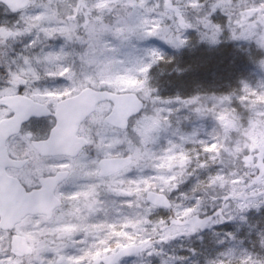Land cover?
I'll return each instance as SVG.
<instances>
[{
	"label": "snow or ice",
	"instance_id": "6c2138e0",
	"mask_svg": "<svg viewBox=\"0 0 264 264\" xmlns=\"http://www.w3.org/2000/svg\"><path fill=\"white\" fill-rule=\"evenodd\" d=\"M149 3L0 0V46L20 41L29 53L9 59L0 52V264H128L133 256L161 255L158 244L264 211V83L253 88L240 80L228 94L164 97L152 72L174 57L132 43L156 40L178 52L195 34L209 51H247L264 71V58L253 56L264 57V0ZM124 45L132 51L120 59ZM182 109L214 121L210 139L181 135V144L169 140L157 154L151 146L173 117L179 123ZM189 142L199 149L186 151ZM217 163L235 170L197 176L190 205L169 198ZM145 169L155 174L131 175ZM210 192L209 213L203 196ZM102 194L119 200V220L108 221ZM257 235L258 250L228 247L206 264H264V229Z\"/></svg>",
	"mask_w": 264,
	"mask_h": 264
},
{
	"label": "rangeland",
	"instance_id": "374dc122",
	"mask_svg": "<svg viewBox=\"0 0 264 264\" xmlns=\"http://www.w3.org/2000/svg\"><path fill=\"white\" fill-rule=\"evenodd\" d=\"M39 2V0H37ZM155 0H150L149 6ZM128 12L133 10L129 8ZM142 11V10H140ZM121 15L124 13L121 12ZM136 17L133 16V19ZM111 20V17H106V22ZM166 23H171V21H166ZM138 49H143L146 47H158L162 51H165L169 56L174 57V62L172 64H160L157 65L152 72V85L159 89V92L164 97H172L175 95H180L182 97L201 94V95H221L228 94L231 91L237 90L239 88V81L244 80L253 88H256L261 83H264V71H261L258 67V63H252V70L249 77L246 78H237L234 83L230 86H225V88L218 89L217 87L211 86H200V82L208 83L209 81H204L208 77L209 69L217 71L219 73L222 71V53L220 49H213L209 51L205 45L199 42L198 37L195 34L192 35V43L189 47L179 50L178 52L167 49L165 45L156 40H151L148 42H137L132 41ZM220 50V51H219ZM230 50V49H229ZM6 51L8 53L9 59H16L18 55H27L28 52L24 50V43L20 41L9 42L7 47L0 46V52ZM132 48L130 45H124L120 49L119 57L120 59L125 58V54L131 52ZM217 52V53H216ZM39 53V49H35L31 52V55H36ZM233 53L244 54L248 58L247 51H236ZM136 55H142L141 52H137ZM253 56L257 61L261 58L259 53L253 52ZM180 57H185L184 59L178 60ZM210 58H213V62H207ZM208 59V60H207ZM179 61L177 63L176 61ZM176 63V64H175ZM194 68V70H193ZM212 70V71H213ZM178 80V81H176ZM177 84L178 87L175 85ZM193 85V86H192ZM193 87V88H192ZM190 91L188 93L187 91ZM236 107L237 105H233ZM238 111L246 116L247 112L245 109L240 106ZM179 116V123H176V118L173 117L172 128L167 132H161L159 134V139L157 142L152 145V150L159 154L164 148L168 147V141L171 140L173 143L181 144L180 136L192 137L194 141H208L210 139V134L213 132V129L216 127L214 121L211 118L207 119H198L196 118L188 109H182ZM187 117V119H185ZM179 129L176 135H173V132ZM195 134V135H193ZM183 148L192 152L193 149H199L198 143H183ZM203 159V156H201ZM192 167H195L193 163ZM223 168L225 174L230 170H235L232 165H229L228 168L220 163H217L213 168L209 170H198L196 175H193L187 179V181L180 185V187L173 191L170 194V199L176 204L190 205L194 201L191 199L192 187L197 182V176L199 179L203 180L207 177L209 172H215ZM191 170V169H189ZM155 173L151 169H145L142 172L133 171L132 176H151ZM220 189H217L219 192ZM216 193L210 192L207 196H203V193H197V196H203L205 200L208 201L207 210L211 212L212 200L210 197L214 196ZM183 197H188L184 199ZM101 199L105 201L108 206V216L107 219L109 222H115L121 218L117 213L116 209L119 205V200L109 194H102ZM112 201H116L115 204ZM137 211H140L139 209ZM263 212H256L255 210L250 211L247 214L246 221H241L238 217L230 222L214 225L211 228H205L203 231L191 235V236H181L177 239L171 240L169 243L164 245H156L158 251L161 252V255H153L151 257L147 254H142L139 257L128 259V264H162L163 261H168L169 264H180L179 261H171L169 257H188L187 261L184 264H206L207 259H214L218 253L225 251L228 247H234L237 254L240 251L247 249L248 251H255L259 249V237L257 233L264 229V226L260 223V219L263 216ZM122 213L124 215L130 214V210L123 209ZM159 215L167 214V211L157 210ZM105 217L103 215L99 216L98 219L103 220ZM231 232L236 236V241H227L225 233ZM220 240H225V244H219ZM243 240L244 243L238 244V241ZM190 250H195L196 254L193 255ZM69 251H73L69 249Z\"/></svg>",
	"mask_w": 264,
	"mask_h": 264
},
{
	"label": "trees",
	"instance_id": "16d2710c",
	"mask_svg": "<svg viewBox=\"0 0 264 264\" xmlns=\"http://www.w3.org/2000/svg\"><path fill=\"white\" fill-rule=\"evenodd\" d=\"M221 53L223 55L222 60H221L222 61L221 74L219 73V69L217 71H214L213 69H209V71L207 72L208 77L206 80H204V81H209V82L206 83L207 85H205V83L203 82H200L199 84L200 86H205V87L211 86V87H217L218 89H221V88H225V86H230L231 84H233L235 82L234 80L237 78L249 77L251 70H252V63L249 62L248 58L244 54L239 55L237 53H233L231 50H223V51L221 50ZM184 58L180 57L178 60H181ZM178 60L176 61L177 63L179 62ZM233 61L234 63H232ZM207 62L209 63L213 62V58H210ZM213 72L216 73L215 77H213L212 75ZM175 85L178 87L177 84ZM191 90L192 89H190L187 92L190 93ZM260 223L264 226V212H263V216L260 219Z\"/></svg>",
	"mask_w": 264,
	"mask_h": 264
},
{
	"label": "flooded vegetation",
	"instance_id": "af4514ba",
	"mask_svg": "<svg viewBox=\"0 0 264 264\" xmlns=\"http://www.w3.org/2000/svg\"><path fill=\"white\" fill-rule=\"evenodd\" d=\"M135 257H137V256H133V257H130V258H128V259H132V258H135Z\"/></svg>",
	"mask_w": 264,
	"mask_h": 264
},
{
	"label": "water",
	"instance_id": "95a60500",
	"mask_svg": "<svg viewBox=\"0 0 264 264\" xmlns=\"http://www.w3.org/2000/svg\"><path fill=\"white\" fill-rule=\"evenodd\" d=\"M164 210H167V209H164Z\"/></svg>",
	"mask_w": 264,
	"mask_h": 264
}]
</instances>
